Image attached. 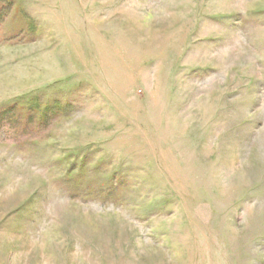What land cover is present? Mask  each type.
<instances>
[{"label": "rangeland", "instance_id": "obj_1", "mask_svg": "<svg viewBox=\"0 0 264 264\" xmlns=\"http://www.w3.org/2000/svg\"><path fill=\"white\" fill-rule=\"evenodd\" d=\"M0 264H264V0H0Z\"/></svg>", "mask_w": 264, "mask_h": 264}]
</instances>
